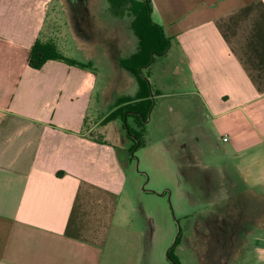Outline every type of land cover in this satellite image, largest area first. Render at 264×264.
Returning <instances> with one entry per match:
<instances>
[{
  "label": "crops",
  "instance_id": "crops-1",
  "mask_svg": "<svg viewBox=\"0 0 264 264\" xmlns=\"http://www.w3.org/2000/svg\"><path fill=\"white\" fill-rule=\"evenodd\" d=\"M97 2L0 0V264H115L120 231L129 235L120 216L127 164L109 137L119 121L106 118L138 92L134 79L126 88L118 79L120 60L136 51L126 46L110 69L115 88L101 92L95 61L110 42ZM150 2L171 45L144 70L159 85L149 79L151 114L180 200L195 205V189L222 187L227 264L243 250L264 264V0ZM37 43L63 59L32 68ZM204 203L220 217L219 203Z\"/></svg>",
  "mask_w": 264,
  "mask_h": 264
},
{
  "label": "rangeland",
  "instance_id": "rangeland-1",
  "mask_svg": "<svg viewBox=\"0 0 264 264\" xmlns=\"http://www.w3.org/2000/svg\"><path fill=\"white\" fill-rule=\"evenodd\" d=\"M95 10L104 25V36L110 42L105 44L108 52L104 60L98 61L99 63L95 61L99 71L98 86L103 87L101 91L103 92L110 84L108 90L111 92L119 76L115 74L113 77L110 69L114 68L115 71L116 62L126 46L133 45L130 49L137 50L138 39L131 29V17L128 14L113 15L108 0H98ZM70 52L77 54L73 47ZM163 56L158 58L163 59ZM152 69L154 72L155 67ZM143 73L151 79L153 90L158 89L159 85L150 75V69L143 70ZM128 77L134 79L136 83L133 75L125 72L118 78L124 88L128 87V83L124 80ZM113 79L114 83H111ZM106 108L104 110L109 109ZM157 119L156 109L150 115L146 125L143 140L147 145L138 148L132 154L134 157L130 162L126 161L130 141L126 138L121 122H117L114 129L109 131V137L116 142L121 151V157L127 164L126 186L120 203V216L125 217V228H128L129 235L126 237L124 232L120 231L121 240L117 241L116 247L113 248V262L115 264H173L167 253L180 227L183 238L180 248H176L175 256L182 264H227V255L230 254L227 253V219H224V204L220 202L223 200L224 189L222 187L195 189L194 196H189L190 201L196 199L195 205L187 199L184 202L180 200L185 189H182L177 179V167L174 160L164 152L166 145L161 139ZM129 124L132 128L135 127L131 119ZM168 143L176 145V141L168 140ZM213 183L219 184L216 181ZM208 201L219 203L216 204V213L217 216L219 214V218L214 219L213 214H210L206 207L204 208V202ZM180 206H183V212ZM193 207L196 211L193 218L183 219V215L190 213ZM141 233L145 235L142 237ZM141 256L144 259L143 262ZM252 262V252L243 250L238 253L234 264Z\"/></svg>",
  "mask_w": 264,
  "mask_h": 264
},
{
  "label": "trees",
  "instance_id": "trees-1",
  "mask_svg": "<svg viewBox=\"0 0 264 264\" xmlns=\"http://www.w3.org/2000/svg\"><path fill=\"white\" fill-rule=\"evenodd\" d=\"M110 11L113 15L122 16L128 14L131 17V29L138 39V47L135 54L120 60V66L133 75L138 85V92L134 98H121L117 101V109L107 118L106 122L118 120L125 131L130 146L126 152V161H132L135 151L147 145L144 138L149 114L155 99L151 97V84L143 70L148 68L157 56H163L170 48V39L166 37L163 29L155 24L151 18L152 5L150 0H108ZM50 59H63L51 46L35 44L32 48L29 65L34 69H40ZM73 64V61H68ZM132 120L136 129L132 128L129 120ZM183 234L179 236L177 243L168 253V258L176 264L182 262L175 256V251L181 243Z\"/></svg>",
  "mask_w": 264,
  "mask_h": 264
},
{
  "label": "water",
  "instance_id": "water-1",
  "mask_svg": "<svg viewBox=\"0 0 264 264\" xmlns=\"http://www.w3.org/2000/svg\"><path fill=\"white\" fill-rule=\"evenodd\" d=\"M151 112H152V109H151ZM151 112H150V114H149V118H150ZM143 188H145V187H143ZM180 235H181V229H180V227H179L178 234H177V236H176V238H175V240H174V243H173V245L171 246V248H172L173 246L176 245L177 240H178V238H179ZM171 248H170V249H171ZM170 249H169V250H170ZM168 253H169V251H168ZM168 253H167V255H168ZM171 261H172V260H171ZM172 263H173V264H176V263L173 262V261H172Z\"/></svg>",
  "mask_w": 264,
  "mask_h": 264
},
{
  "label": "flooded vegetation",
  "instance_id": "flooded-vegetation-1",
  "mask_svg": "<svg viewBox=\"0 0 264 264\" xmlns=\"http://www.w3.org/2000/svg\"><path fill=\"white\" fill-rule=\"evenodd\" d=\"M182 233V232H181ZM183 234V233H182ZM181 244L178 245V247L180 246Z\"/></svg>",
  "mask_w": 264,
  "mask_h": 264
},
{
  "label": "built area",
  "instance_id": "built-area-1",
  "mask_svg": "<svg viewBox=\"0 0 264 264\" xmlns=\"http://www.w3.org/2000/svg\"><path fill=\"white\" fill-rule=\"evenodd\" d=\"M224 141H227V139H224Z\"/></svg>",
  "mask_w": 264,
  "mask_h": 264
}]
</instances>
